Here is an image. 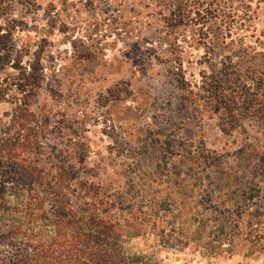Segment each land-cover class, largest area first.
<instances>
[{"label": "trees", "instance_id": "16d2710c", "mask_svg": "<svg viewBox=\"0 0 264 264\" xmlns=\"http://www.w3.org/2000/svg\"><path fill=\"white\" fill-rule=\"evenodd\" d=\"M43 1L0 0V264H163L159 249L204 264L264 258V0L136 1L178 112L214 121L234 143H167L150 171L144 150H95L44 39L16 41L27 20L15 7L33 13ZM113 156L133 162L108 171ZM184 162L188 182L172 170ZM149 236V250L134 246Z\"/></svg>", "mask_w": 264, "mask_h": 264}, {"label": "rangeland", "instance_id": "374dc122", "mask_svg": "<svg viewBox=\"0 0 264 264\" xmlns=\"http://www.w3.org/2000/svg\"><path fill=\"white\" fill-rule=\"evenodd\" d=\"M136 1L53 0L51 7L44 0L33 13L16 6L13 15L26 18L27 25L15 32V39L29 43L44 39L45 54L52 56L53 68L60 73L56 81H60L62 94L78 103L75 111L85 119L93 148L103 155L106 146L113 150L122 147L127 154L132 149L144 150L141 163L150 171L155 163V149L167 143L172 147L171 144L180 142L193 149L202 138L210 149L233 148L232 138L220 132L214 121L204 118L196 122L178 112L176 101L170 98L169 86L158 81L163 67L154 59L161 47L152 33L153 24L146 14L133 15L131 11L140 8ZM44 58L52 68L49 58ZM131 60L141 63L131 65ZM132 70L136 71L134 78ZM117 90L121 91L119 95ZM169 156L163 157L159 170ZM113 158L112 165H107L108 171L120 162H133L127 157ZM170 160L173 163L179 158L173 155ZM184 163V166L173 163L172 170L179 174L178 179L185 178L188 182L190 164ZM178 179L171 181L164 194H173ZM147 242L143 244L138 239L133 244L147 251L153 237L149 236ZM157 254L163 264L205 262L187 249H159ZM250 264H264V258L260 256Z\"/></svg>", "mask_w": 264, "mask_h": 264}]
</instances>
